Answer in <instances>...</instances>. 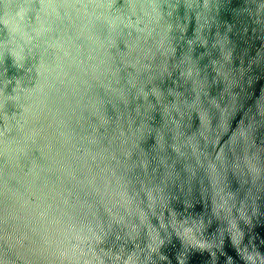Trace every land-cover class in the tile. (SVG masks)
Returning <instances> with one entry per match:
<instances>
[{"label":"water","instance_id":"1","mask_svg":"<svg viewBox=\"0 0 264 264\" xmlns=\"http://www.w3.org/2000/svg\"><path fill=\"white\" fill-rule=\"evenodd\" d=\"M0 264H264V0H0Z\"/></svg>","mask_w":264,"mask_h":264}]
</instances>
